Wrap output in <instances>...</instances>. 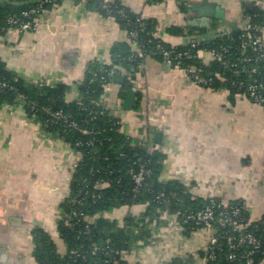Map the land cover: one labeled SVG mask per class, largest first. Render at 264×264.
<instances>
[{
    "label": "crops",
    "instance_id": "obj_1",
    "mask_svg": "<svg viewBox=\"0 0 264 264\" xmlns=\"http://www.w3.org/2000/svg\"><path fill=\"white\" fill-rule=\"evenodd\" d=\"M105 1H118L131 12L156 20L155 36L172 46L185 44L193 30L232 32L233 26L245 24L248 6L264 9V0H185V10L178 0ZM204 1L225 14L222 20H209L205 28L191 10ZM176 28L183 35H174ZM262 34L264 40V28ZM128 42L114 18L66 0L44 12L34 30L11 29L1 37L0 58L26 82L70 87L67 99L74 102L79 98L77 84L89 68L112 66L113 47ZM201 56L210 63L207 52ZM119 81L120 76L107 87L103 105L120 120L126 136L165 155L162 182L183 183L197 198L244 200L253 219L264 214L263 107L228 91L199 86L185 72L154 57L145 58L131 80L136 92L133 110H125ZM79 162V155L64 141L48 136L22 106L0 107V264H37L31 238L36 227L53 238L61 256L66 255L57 222ZM126 213L120 210L115 216L120 220ZM169 237V244L156 245L144 259L133 257L131 264H165L174 258L203 264L188 255L197 239L183 242L174 232Z\"/></svg>",
    "mask_w": 264,
    "mask_h": 264
},
{
    "label": "trees",
    "instance_id": "obj_2",
    "mask_svg": "<svg viewBox=\"0 0 264 264\" xmlns=\"http://www.w3.org/2000/svg\"><path fill=\"white\" fill-rule=\"evenodd\" d=\"M0 0V38L9 30H21V25L30 23L36 27L37 19L44 13L63 4L66 0ZM83 3L87 10L97 11L104 17L114 18L128 35V43H118L112 49L113 65L95 64L89 68L84 79L77 84L79 98L70 102L67 94L70 87L64 84L47 86L26 82L10 71L0 58V107L22 106L27 116L41 125L53 139L64 141L77 155L80 162L72 176L69 195L62 203V218L57 222V234L66 247L65 256L58 253L53 238L42 228L32 230V256L37 264H128L121 260L118 253L130 250L137 242L149 244L152 238V226L163 225L161 214L168 212L179 214L180 221L189 215L204 211L210 206L221 205L224 201L202 199L193 196L191 188L177 181L162 182L165 155L159 150L149 149L122 132L121 122L103 105V96L107 87L116 82L122 96L133 88L134 79L147 57L160 59L165 63L164 51L172 52V59L182 53L193 55L191 59H181L183 68L196 67L200 75L212 79L213 91H228L232 96H240L263 107L249 96L248 88L258 86V93L264 98V60L258 59L253 50L252 37L263 39L264 9L255 8L247 15L249 30L239 27L228 35L220 34L211 41L192 45L172 46L157 38V21L145 19L124 8L120 2L105 0H75ZM151 3L164 0H149ZM185 10L187 2L178 0ZM36 11V12H35ZM28 14V17L25 16ZM16 24H10V20ZM34 30V29H32ZM194 31V30H193ZM191 31L190 34L193 33ZM207 34V30L198 31ZM174 35H183L181 29H173ZM246 44V49L243 45ZM137 46L138 51L134 48ZM201 50L215 52L221 60L205 66L196 58ZM176 60L174 59V63ZM256 68L257 72L250 70ZM61 113L62 118L55 115ZM147 173L142 186L137 187L134 176ZM244 200L229 202L231 207L240 208L238 221L246 228L234 232L232 227L218 231L219 243L209 254L199 252L208 264H261L264 262V214L251 221V211L243 208ZM138 208L141 216L132 214ZM125 210L127 213L119 220L107 216L110 212ZM219 212H217V215ZM100 215L94 224L84 222V217ZM193 221L185 224L184 236L191 237L199 229ZM202 228V227H201ZM251 235L258 247L245 244L234 251L236 260H230L227 237ZM98 247L97 254H93ZM77 252L78 255H71ZM252 255L245 257L248 253ZM214 254V259H211ZM193 257V256H191ZM244 257V258H243ZM181 258H174L168 264H187Z\"/></svg>",
    "mask_w": 264,
    "mask_h": 264
},
{
    "label": "built area",
    "instance_id": "obj_3",
    "mask_svg": "<svg viewBox=\"0 0 264 264\" xmlns=\"http://www.w3.org/2000/svg\"><path fill=\"white\" fill-rule=\"evenodd\" d=\"M36 12V11H35ZM26 17H28V14H25ZM10 24H16L17 22L15 20H10ZM248 19L245 18V24L242 26L243 29L249 30L250 25H248ZM33 28V26L30 23H24L21 25V31H30ZM230 32H210L207 34H200V33H192L190 36L185 38V45H192V47H195L198 43L204 42V41H211L214 38H216L220 34L228 35ZM252 46L254 47V51L258 54V59L264 60V40L259 37H252ZM247 45H243V49H246ZM204 51L199 50L196 54V58L200 59L202 63L205 66H209L211 62L215 60H221L222 56L215 53V52H210L208 53L210 56V63L206 64L205 61L202 59L201 54ZM164 58H165V64L167 67L173 69V70H179L183 71L186 74L189 75V77L193 80V82L199 86H210L213 83L212 79L206 78L202 75H200L199 70L196 67H187L183 68L181 66V59L187 58L191 59L193 55L189 53H182L177 55L174 59L176 62L174 63V59H172V52L170 51H164L163 52ZM252 73H256L257 69L252 68L250 70ZM43 85V84H41ZM258 86L257 85H251L248 88L249 96L252 99H255L256 102L263 103L264 98L259 95L258 93ZM58 118H62V114L58 113L55 115ZM147 173L144 171L140 172L139 174H136L134 176V180L136 182L137 187H140L143 185L145 178H146ZM213 199V198H211ZM244 209L247 208L251 211V221L255 222L256 220L253 219V213L251 210V207L245 203ZM134 210V209H133ZM132 210V214L135 216L139 217L141 216L142 211L136 210V213ZM217 212L219 214L217 215ZM161 214V220L163 222V225H153L152 226V238L151 241L149 242L148 245L145 244L143 241L137 242L130 250H124L118 253L120 256L121 260H124L128 264H131L133 257H139L144 259V257H148V254L150 252V249L156 248V245L158 244H169L170 243V237L169 234H172V232L176 233L178 237L183 241V242H188L191 241L192 239H197L198 245L196 244L195 249L191 250V253H188V255L193 256L196 259H199L203 262V264H208L207 259L202 258L199 255V252H204L205 255L209 254L210 251L213 250V248L219 243L218 239V231L215 227V225L225 228V227H232L234 232H240L246 227L241 224V222L238 221V218L241 215V209L240 208H235L231 207L229 202H223L221 205L218 206H210L204 211L198 212L197 214L194 215H189L187 216L186 219L183 221H180L179 219V214H170L166 211L164 212H158ZM100 215H96L94 217H84V222H86L89 225H92L95 223V221L99 218ZM107 216L113 218L115 216V211L110 212L107 214ZM188 221H193L197 226H201L199 229L195 230L192 232L191 237L187 238L184 236V232L186 231L185 224ZM201 236H204L205 239H203ZM204 241L203 246L201 247L200 244L201 242ZM200 242V243H199ZM227 244L229 246V251H233L231 255L229 256L230 260H236L237 255L234 253V251L239 250L243 248L245 244L251 245L258 247L259 242L251 235L244 236L242 233L237 237L235 235H229L227 237ZM99 251L98 247H94L92 253L95 255ZM67 255V254H66ZM71 255H78L77 252H72ZM252 255L251 253H248L245 257L249 259V257ZM185 259L188 258L184 256ZM244 258V257H243ZM211 259H214V254H211ZM170 261L167 260L164 263L168 264ZM114 264H117L115 262ZM248 264H252V260H248Z\"/></svg>",
    "mask_w": 264,
    "mask_h": 264
},
{
    "label": "water",
    "instance_id": "obj_4",
    "mask_svg": "<svg viewBox=\"0 0 264 264\" xmlns=\"http://www.w3.org/2000/svg\"><path fill=\"white\" fill-rule=\"evenodd\" d=\"M3 3L12 4L16 7L20 6V4H13L10 3L8 0H2ZM191 10L197 13V16L199 18L198 23L202 25V27H207L208 22L211 19H218L222 20L224 19V11L216 4H211L207 1H204L200 4L191 6ZM248 11L252 12L253 7L248 6ZM237 27L233 26V31H236ZM136 100V92L133 89H130L126 92V99H125V110L130 111L133 110ZM160 137V135H159ZM156 141H158V136L156 138Z\"/></svg>",
    "mask_w": 264,
    "mask_h": 264
}]
</instances>
